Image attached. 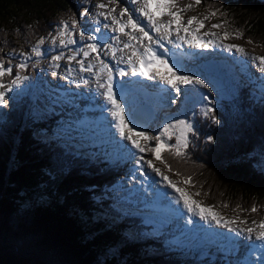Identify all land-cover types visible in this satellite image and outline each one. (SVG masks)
I'll return each instance as SVG.
<instances>
[{
	"label": "trees",
	"instance_id": "trees-1",
	"mask_svg": "<svg viewBox=\"0 0 264 264\" xmlns=\"http://www.w3.org/2000/svg\"><path fill=\"white\" fill-rule=\"evenodd\" d=\"M77 1L0 0V58L13 67L5 76L10 80L3 78L6 84L18 63L28 65L21 75L31 79L36 74L35 56L25 60L20 53L31 52L36 39L45 41L60 24L55 21L59 14L70 24L72 18L77 20ZM198 6L211 16L216 11L213 17L223 33H242L238 45L264 49V0H202ZM237 90L238 97L211 106L218 124L195 106L188 118L196 134H189L185 154L177 157L165 151L167 163L157 162L183 180L191 177L187 185L194 194L200 193L195 196L202 205L250 217L264 209V171L253 166L264 159V98L246 97L242 84ZM31 111L27 95H17L16 100L8 96L7 106H0V264H196V254L181 262L183 248L167 251L157 237L139 245L127 240L123 231L141 236L145 226L125 215L119 217L126 226L107 219L116 214L108 189L127 170V162L110 164L100 151L76 154L59 140L37 139L33 130L51 135L60 118L46 113V119L35 120ZM172 139L168 143H174ZM253 206L256 211H251ZM113 244L122 246L107 255ZM197 264L231 262L212 255Z\"/></svg>",
	"mask_w": 264,
	"mask_h": 264
},
{
	"label": "rangeland",
	"instance_id": "rangeland-1",
	"mask_svg": "<svg viewBox=\"0 0 264 264\" xmlns=\"http://www.w3.org/2000/svg\"><path fill=\"white\" fill-rule=\"evenodd\" d=\"M105 4H108V0H103ZM98 3V0H89L86 3H83V0L77 1L75 3V6L77 8V25L73 26L72 24H69V34L74 37L78 42L77 44H68L67 46H62L60 45V39H65L67 40L69 37H61L58 35V33L62 29L61 24H57L54 29L49 33L48 38L45 40L44 44L41 46L43 55L41 57H34L32 60L37 61L39 60V63H36V74L32 76L31 79L24 81L23 84L19 85L18 87L14 88L12 92L8 93V96H10L12 99L16 100V96H24L27 95L31 98L32 102V111L30 113L31 116L35 118V120L44 118V114L46 113H51L52 116H58L60 118V124L58 126H55L53 128V133L51 135H47L45 131L42 129L41 131L38 130H33V133L37 139L41 140H59L64 144L66 147L70 148L72 152L76 154H85L86 152H91L92 154H96V151H100V156L104 158V160H107L110 164L114 163H127V170L122 171L121 173L118 174L117 176V182L113 184L108 190L112 196L111 198V203L112 206L116 208V214L112 213V216L107 215L108 222L110 224H119V225H125L126 224L123 221H120V215H125V217L129 218H135L134 213H132V207H134L131 203L133 202L132 200H129L126 198V196L131 195L133 187H136L137 185H143L144 182V188L147 191V193H135L136 196L140 197H145L143 194H150L149 196H152L154 193L147 188L148 186L145 184L146 180L148 185L156 184L157 180L154 175H150L153 171L152 169L148 166L147 161L151 160L153 162V165L155 167H158L162 172L165 171L168 173L167 168L162 166L157 162V158L153 155L152 152L150 151H145L144 153H141L139 151H135L133 148L130 149L132 150L133 153H135V156L139 157L140 155L144 156V161L139 162L137 164L138 159H132L133 156L129 155L126 153V150L124 148H129L130 142L123 140L119 135V139H112L111 142H109L111 139L106 140L105 138L103 139H92V135L89 134L91 132L90 128L86 127V120H85V111H88V109L85 107L86 104L96 101V103H99V99H103L102 95H100L98 98H94L93 94L95 92H99L100 89H96L92 91L91 85H86L82 81L84 79H88L89 82H99V83H105V79L108 76L107 70L101 71V64H100V59H103L105 63L110 65L112 69L116 68V63H125L127 61L128 56L132 53V49L128 48L129 50L127 52H122L124 48V44L128 43V36L124 35L123 40H116L113 41L112 39H105L106 44L113 45V48L116 49L115 53V58L112 56V48H101L98 51L100 52V57L98 58L96 53L90 54L89 57L85 58L83 57V51L87 50L86 48L83 47L84 42L80 40L79 33L80 31H84L86 36L87 35H96L98 34L101 35L100 33H96L94 31L96 25V21H100V27L102 30V26L104 23L111 24V20L105 21L103 17H100L97 15V13L101 11H107L108 9H100L96 5ZM191 6L188 8L187 11L183 12L182 16V23L187 24L188 18L192 16H196L198 20H203L204 21V28L200 30L201 35H206L208 37V40L211 41L212 39L217 40H223L225 42H233V43H239L240 35H237V32H232L229 37L224 38L223 36V31L222 28H212L213 24H219L218 22L215 23V18L211 16V14L204 12L199 8V6L195 3V1H186V0H177V3L175 4L174 7L169 8V11H176L177 9H185L188 6ZM109 7H115L116 11L114 15L119 17V12L121 7L127 6L130 9L135 7L139 8L141 7V4L137 3L133 5L131 3V0H119V3L116 5H108ZM88 9L87 12H85V9ZM152 12L157 13L158 9L156 5L152 6ZM168 17V18H167ZM207 17V19H205ZM62 19V14H59L56 17L55 21H61ZM123 19H127V15L123 17ZM172 17L166 15V20H160L162 23H166L167 20H171ZM146 22V21H145ZM175 25H173L174 28ZM193 28L197 27V25L194 23L192 25ZM109 29V35H112L111 33V28ZM132 30L129 28L128 32H131ZM155 32V31H152ZM215 33L216 35L213 37L211 33ZM156 33V32H155ZM139 34V35H138ZM117 35V34H116ZM137 36H140L139 32H136ZM151 35V34H149ZM164 34L163 33H158L156 36L162 37ZM180 35H185L183 31H181ZM152 36V35H151ZM155 36V37H156ZM177 34L175 31L172 32V35L170 39L173 41V43H177L179 40L176 39ZM205 38V37H202ZM188 39H191V36H188ZM40 39H36L35 43L38 42ZM112 40V41H111ZM55 41V43H53ZM91 42V41H88ZM138 44V46H141L142 43L148 42L147 38H144L142 41H132ZM183 42V41H181ZM186 45V42H184ZM35 45V44H34ZM33 45V46H34ZM238 45V44H237ZM241 46H243L246 50L247 53H249V56L247 57V60L249 61L250 64H247V69L250 71L252 69V76L247 73L245 70V65H246V60L244 58L242 59H237L234 58L236 56H240V53L233 51V56L229 55L230 52H228L225 49V53H223L221 50H223L222 47H220V54H223V59L222 62L217 68L214 73L211 70H206L202 66L198 65L194 68L199 67L200 69L205 70L208 73L211 74H199L198 72H194L189 69H185L190 75H199L201 79H204L206 83L209 84V88L212 89V91L209 93L207 89H203L200 86H196V90L193 91L191 86H184V88L188 89L190 94V101L191 103H186L183 105H180L179 103H173L172 108L170 110L165 109L164 112V120H154V117L151 118L149 125L153 121L159 122V126L154 129H141V131H147L151 133L153 136L157 135V129L162 128L164 123H169L173 119H188L190 120V114L193 111V108L195 106H199L202 108V104L207 103L209 107L214 106L216 103H221L224 101H231V98H236L239 96V92L237 90V85L242 84L244 86V90L246 94V97H251L252 99H259L261 96H264V91H262V88H264V84H261L258 82L260 80L261 76H259L257 69L260 70L259 68V61L253 63L250 59L251 56H255L253 52L256 54L260 52V55L264 56V49L259 48V47H254L250 46L248 43H243ZM117 50H120L121 55L117 53ZM65 51L69 52L67 56H62V59L60 61H53L52 57L59 55L61 53H64ZM73 51H77L78 54L76 56V59L69 62L67 57L73 54ZM209 53L208 50L205 52H202V55H205ZM105 57V58H104ZM44 61V63L41 62ZM83 60L85 63V66L88 64H91L93 66L92 71H81L80 66L78 61ZM125 60V61H121ZM258 63V66L255 64ZM59 64V67H56V65ZM187 63H183V67L186 66ZM235 65L238 66L239 70H235ZM251 65V68H250ZM182 67V69H184ZM223 67H226L225 69ZM228 68V69H227ZM57 72L55 76L52 75L53 72ZM42 72V73H41ZM260 72V71H259ZM44 73V75H43ZM65 77H68L65 79ZM5 81H9L10 79L5 77ZM92 80V81H91ZM35 81H38L39 84H34ZM64 82V83H63ZM6 84V83H5ZM80 85V86H79ZM49 86V89H48ZM56 86H61L63 89H68V93L66 96H70V94H74L75 100H71L73 102H70L67 99L62 98V94L59 95V99L61 100L62 103H54L51 102L52 97H54L52 93V89H56ZM89 88H86V87ZM67 87V88H66ZM74 87V88H72ZM47 88V89H46ZM83 88V89H81ZM202 89V90H200ZM90 91L89 93L86 94L85 91ZM204 91V92H203ZM198 92V93H197ZM100 93H102L100 91ZM99 93V94H100ZM193 93L195 96H193ZM197 93V94H196ZM77 94V95H76ZM208 96L209 100L214 102V103H209V102H198L200 101V96ZM73 97V96H72ZM71 97V99H72ZM102 97V98H100ZM92 99V100H91ZM95 99V100H93ZM99 100V101H98ZM260 100V99H259ZM78 101V102H77ZM131 102V100H129ZM176 101V100H175ZM23 101H20V104H22ZM70 102V105H68ZM68 103V104H65ZM152 104V103H151ZM167 104L168 101H167ZM67 108H70L72 111H68ZM74 112V110H76ZM153 109V107L151 108ZM152 111V110H151ZM160 113V112H159ZM162 115V113H160ZM80 115H85V116H80ZM167 115V117H166ZM75 116H80V122L83 121V124H79V122L76 121L77 117ZM32 117V118H33ZM74 117V118H72ZM89 117V116H88ZM95 117H92V121H95ZM166 117V119H165ZM190 119H189V118ZM46 119V118H44ZM68 125H71L73 129H77L78 125V130H74L71 135L76 137L74 140L68 138V133L64 132L63 129L66 128ZM94 126V125H93ZM94 129L102 133L99 128ZM81 132L85 133L87 132V135L83 138H80L78 141L79 134ZM92 133V132H91ZM178 134V132H177ZM78 135V137H77ZM91 135V136H90ZM112 136V134H109ZM99 138V137H96ZM143 146L145 148L149 147H154L155 141L154 140H149L145 141L143 138ZM111 145H109V143ZM117 143L118 146H115L113 143ZM172 142L175 143V136L172 139ZM94 146L93 150H88L90 146ZM122 151V154H121ZM126 156L123 158L122 155ZM88 155V154H87ZM139 155V156H138ZM122 158V159H121ZM155 173V172H153ZM156 174V173H155ZM170 174V173H169ZM157 175V174H156ZM158 178L161 179L159 175H157ZM172 178L174 182H176L177 187L184 189L186 192H188L193 199L198 200L199 199L195 196V194L190 191L189 186L187 183H185V180L174 176L173 174H170L168 178ZM152 182H150V181ZM163 181V182H162ZM134 184H133V183ZM161 182L164 183L166 181L161 179ZM132 185V186H131ZM192 192V193H191ZM134 194V193H133ZM96 199V198H95ZM101 198L97 197V200H100ZM128 199V200H127ZM216 211V210H215ZM139 212H142L140 210ZM222 216L228 217V218H237L236 223L233 225L234 227L238 228H248V227H253L259 230L258 225L259 222L264 220V209H263V214H259L258 212H255L253 215L250 217H245L241 216L239 213L230 215L227 211L224 210H217ZM118 213V214H117ZM103 215H106L104 212L102 213ZM100 215V214H99ZM141 217H145V215L140 214ZM120 216V217H119ZM119 219V220H118ZM91 222L95 220V218H90ZM148 220H151L150 218ZM155 220V219H154ZM173 220L169 215H166L165 219H161L160 222L161 226L164 227L163 230H161V226H158L156 224H153L151 222H148L147 220L143 221L140 220L141 223L140 225L142 226H149V229H145L144 231H141L140 234L141 236H130V234L126 231H123L125 233V237L127 240H131L132 243L136 244H144L146 242V238H151V237H157L159 240L166 246L167 251H176V249H182L183 248V253L184 257L181 255L178 258H181V262H184V260H190L192 258V255L197 254L196 257L193 259L194 263H198L200 260H204L205 256L208 258H211L212 255L209 256V254L205 251H212L213 253H218L219 256L222 257H227L229 258L232 262L235 261L236 259H239L238 257H243L244 255H239L240 253H244L246 251L247 243L248 240H246L243 237H238L235 233H231L228 229L224 228L222 225H217L213 226L212 224L214 222H205L202 221L201 219H198L197 223L200 225V232H202V236L200 239H195V242H193V239L187 238L185 236H180V230L183 229V222H177V221H171ZM241 220L246 221V223L241 224ZM171 221L172 228L168 227L169 222ZM256 221L257 223L254 225L252 222ZM219 231V232H218ZM199 232V233H200ZM253 237H255V232L252 234ZM212 238L214 240H212ZM218 239V240H217ZM227 240L229 242H227ZM237 241H241L240 243ZM220 245H223L224 247L222 248ZM122 244L115 245L113 244L111 249L107 251V255L110 254L112 255V251H116L119 247H121ZM171 247V249H169ZM176 247V248H175ZM240 247H243V252L240 250ZM235 248L236 251H232V249ZM187 249L190 250V253H187ZM197 249L199 252H197ZM261 253V252H260ZM158 253L155 254H149V255H157ZM258 259L255 260L254 262H249V264H260V258L261 254L257 253ZM145 256L148 255L146 252L144 254ZM229 255V256H228ZM149 257V256H148Z\"/></svg>",
	"mask_w": 264,
	"mask_h": 264
},
{
	"label": "snow or ice",
	"instance_id": "snow-or-ice-1",
	"mask_svg": "<svg viewBox=\"0 0 264 264\" xmlns=\"http://www.w3.org/2000/svg\"><path fill=\"white\" fill-rule=\"evenodd\" d=\"M202 0H195V3L199 5ZM119 3V0H108V4H105L103 0H98L97 7L100 9L107 8L108 10L101 11L97 13L98 16L103 17L105 21L111 20V24L104 23L103 28L108 29L111 28L112 35L108 33H103L99 37L96 35H87L84 31H80L79 36L80 40L84 42L83 47L87 50L83 51V57L87 58L92 53H96L97 57H100L99 49L103 48H112V56L115 58L116 49L112 47L110 44H104L103 41L105 39L118 40L119 36L116 34H124L128 36V43L124 44V48H131L132 54L128 56L126 63L131 66V74L132 76H143L147 77L150 80H156L159 78L160 81H163L166 85L169 86V90H174V94L179 96L182 92L188 91V89L183 88L181 86H191L192 90H196V86H200L203 89H207L210 93L212 91L209 88V84L205 82L204 79H201L199 75H186L182 74L183 69L180 64L176 61L169 62L170 58H166L168 53V49H164L163 53H158L154 47L152 46L153 37L149 35L150 31H155L156 33H163V39H169V43H173L170 39L172 32L175 31L177 34L176 39L179 41L186 42L194 48L205 49L209 47V44L215 45L217 41L215 39L204 42L201 37L200 30L204 28V21L198 20L196 16H192L188 18L187 24L182 23V14L187 11L191 6L189 5L185 9H177L176 11H169L168 9L174 7L177 3V0H131L133 5L139 3L141 7L139 8H129L127 6L121 7L119 12V17L114 15L116 9L115 7H109L108 5H116ZM156 5L158 12H152V6ZM88 9H85L87 12ZM127 15V19H123V17ZM168 15L172 17L171 20L166 23H162L158 16ZM212 15H216V11L212 12ZM207 19V17H205ZM146 21V22H145ZM73 25H77V20L75 18L71 19ZM196 24L197 27L193 28L192 25ZM62 25L61 31L58 33L59 36L65 37L68 36L67 40L60 39V45L67 46L68 44H77V40L69 34V24L68 21H60ZM96 27L94 31L96 33H100V21H96ZM175 25V28H173ZM222 24H213L212 28H219ZM131 29V32H126V29ZM181 31L185 33V35H180ZM136 32H139L140 36L136 35ZM211 35L214 37L216 34L213 32ZM230 35L228 31L223 33L224 38H227ZM237 35H242V33L237 32ZM188 36H191V39H188ZM144 38H147L149 43L143 47L141 51L138 47V44H133L132 41H142ZM91 41V42H88ZM44 38L41 37L40 40L31 48V52H23L20 53L24 57L25 60L29 59L32 55L35 57H41L44 53L42 51L41 46L44 44ZM251 42V41H250ZM55 43V41H53ZM160 48H164V45L161 43V39H157L155 41ZM220 45L222 48L226 49L228 52H238L244 57H248L249 53L246 52L245 48L241 45L231 44V43H223L220 41ZM78 52L73 51V54L68 56L67 59L69 62L76 59ZM63 53L53 56V61H60L62 59ZM251 61L253 63L259 61V68L261 73H264V56H251ZM39 63V60L36 61ZM81 71H92L93 66L88 64L85 66L83 60L78 61ZM101 71L107 70V82L99 83L98 89H105L103 93H100L105 98V111L109 112L111 117H114V127L115 130L118 131L119 136L125 140L130 142L133 149L138 150L139 152L150 151L153 155L160 160L162 163H167L164 160L162 155L165 151L173 152L177 157L184 155L185 149L189 147V134L195 135L196 129L194 124L188 119H173L169 123H164L162 128L157 129V135L153 136L151 133L147 131H141L139 128L140 125H137L133 120L132 114L128 113L126 116L125 105L121 103V99L117 98V95H121L123 97V91L120 93L114 92L113 90V76H112V67L105 63L103 59H100ZM36 65H33L35 67ZM27 63L21 62L15 65L17 72L13 79L7 84H5L3 78L6 75H11L13 72V67L11 63L8 62L7 66L3 58H0V106H7L8 104V93L12 92L14 88L23 84L24 81L30 79L27 75H21L20 70L27 68ZM59 67V64L56 65ZM161 69H166L163 71ZM121 74H124V69H119ZM154 72V74H153ZM57 73L53 72L52 75L55 76ZM68 77H65L67 79ZM84 84H88L89 80L84 79L82 81ZM264 91V88H262ZM209 102L214 103L209 100L208 96H204L201 94L200 101L198 102ZM171 103H176L175 100H172ZM110 105V107H108ZM202 115L204 117H210L211 122L213 124H218L219 119L216 116V109L214 107H209L207 103L202 104L201 108ZM131 122V126H130ZM81 121L79 124H83ZM111 124V121H110ZM79 127V125H78ZM71 125H68L63 129L64 132L68 133V138L74 140L76 137L72 136L71 133L74 130ZM178 132V134H177ZM175 136V143H168ZM143 138L145 141L154 140V147L145 148L141 143L140 139ZM209 141L213 138L211 136L207 137ZM246 160L252 162L253 158L246 157ZM140 160H143L141 156L139 160H137V164H139ZM148 166L155 172L157 175L162 177L164 181L167 182L169 186H171L177 193L180 194V199L183 200V207L187 210V212L193 214L194 216H199L202 221L205 222H214L217 225H222L224 228L228 229L231 233H235L238 237H243L246 240L253 239V232H255L254 239L259 241L260 244L255 246L254 250L261 252L260 264H264V220L259 222L257 230L253 227L248 228H238L233 225L236 223L237 218H228L222 216L219 212L214 210L213 205H202L201 201L195 200L192 196L186 192L184 189L177 187L176 182L169 179L159 168L153 165L151 160L147 161ZM259 165L262 170H264V159L255 160L253 166ZM171 170V166L169 165ZM185 183H192L191 177H188L185 180ZM197 192L195 195H199ZM239 207V206H237ZM256 207L253 206L251 211H256ZM188 223H193L191 218L187 221ZM246 223V221L241 220V224ZM254 225L257 223L256 221L252 222ZM232 251H236L235 248ZM251 254V253H249Z\"/></svg>",
	"mask_w": 264,
	"mask_h": 264
},
{
	"label": "bare ground",
	"instance_id": "bare-ground-1",
	"mask_svg": "<svg viewBox=\"0 0 264 264\" xmlns=\"http://www.w3.org/2000/svg\"><path fill=\"white\" fill-rule=\"evenodd\" d=\"M175 11V10H174ZM168 18V17H167ZM158 19L159 20H166V15H164V16H158ZM110 21V20H109ZM168 21V20H167ZM174 28H175V26H174ZM102 32H101V34H103V33H108V30L107 29H105V28H103V26H102V30H101ZM126 32H128V29H126L125 30ZM149 34H151L152 35V37L153 38H155V36L158 34V33H155V32H152V31H150L149 32ZM139 35V34H138ZM118 36H119V39L120 40H123L124 39V37H122V36H124V34H119L118 33ZM207 37V36H206ZM208 38V37H207ZM213 40V39H212ZM220 41H223L222 39L221 40H217V44H215V46H216V51H220V47H221V45H220ZM224 43H231V44H237V43H233V42H225V41H223ZM103 43L104 44H106V41H103ZM133 44H136L135 42H132ZM143 44V43H142ZM112 47H113V45H112ZM129 49L128 48H126V49H123V51L122 52H127ZM207 49H202V50H198V51H196L195 53H197L198 54V57H199V59H200V61H202L203 63H204V65H205V67H207V68H211L213 71H216L217 70V68H219V66H220V64H221V62H222V59H223V54L221 53L220 55H218V54H212V53H207V54H205V55H202V52H205ZM117 53L119 54V55H121L122 53H120V50H117ZM69 54V52H67V51H65L64 53H63V55L64 56H67ZM180 54V56H178V59H183L184 61H186L188 64H193L192 62H193V59L191 58V56L193 55V53L191 52V53H179ZM176 55H178V54H176ZM229 55H231V56H233L234 57V55H233V53L232 52H230L229 53ZM105 58V57H104ZM234 58H237V59H242V58H244L245 60H246V65H245V70L247 71V73H249V75H251L252 76V69L249 71L247 68V64H250L249 63V61L247 60V57H244V56H242V55H240V56H236V57H234ZM121 61H125V60H121ZM172 61H170V63H171ZM190 64V65H191ZM216 64H218V66H216ZM120 64L119 63H116V66L118 67ZM224 69L226 68V67H223ZM250 68H251V65H250ZM228 69V68H227ZM161 70H163V71H166V69H161ZM235 70L236 71H238L239 70V68H238V66H236L235 65ZM125 71V70H124ZM56 72V71H55ZM197 72L199 73V74H201V76H202V74H206V72H204V71H201V70H199V69H197ZM57 73V72H56ZM182 74H188V75H190L185 69L182 71ZM263 77H264V75H263ZM143 80H145V81H147L148 80V78H144ZM92 81V80H91ZM124 83H128V80L125 78L124 80ZM261 84H264V81L263 82H261V81H259ZM64 83V82H63ZM89 85H91V87L92 88H94V89H92V91H94V90H96V89H98V82H89L88 83ZM88 84H86V85H88ZM80 86V85H79ZM151 87V86H150ZM181 87H183L184 88V86H181ZM72 88H74V87H72ZM86 88H89L88 86L86 87ZM47 89V88H46ZM81 89H83V88H81ZM136 89L139 91V93H140V95L143 97V98H140V99H138L140 102H144L145 103V101L147 100V101H152V103H153V109H152V114H151V112H147V110L145 109V110H140L139 112L140 113H142L143 115H147V113L148 114H151L152 115V118L154 117V120L156 119V120H164L163 118H164V112H165V109L164 108H166L167 110H170L172 107H171V104H170V99H168L167 98V91L166 90H164L163 89V87L162 86H160L158 89H157V91L156 92H154V91H152V90H150V89H148L147 87H136ZM200 90H202V89H200ZM85 91V90H84ZM100 91L102 92V89H100ZM100 91L99 92H95L94 94H93V96H94V98H98L99 96H100ZM86 92V94L87 93H89L90 91H85ZM204 92V91H203ZM198 93V92H197ZM196 93V94H197ZM90 94V93H89ZM162 95V97L163 98H159V96L158 95ZM77 95V94H76ZM88 95V94H87ZM175 95V94H174ZM264 95V94H263ZM70 96L72 97V93L70 94ZM62 98L63 99H67V100H69L70 102H73V101H71V100H75V97L74 98H70V97H67L65 94H62ZM100 98H102V97H100ZM165 98V99H164ZM175 99H179L178 98V96L177 95H175V97H174ZM52 100H54V101H57V102H61V100L59 99V95H54V97H52ZM92 100V99H91ZM93 100H95V99H93ZM99 100H102V99H99ZM98 100V101H99ZM167 101H168V103L169 104H167ZM70 102H69V105H70ZM78 102V101H77ZM130 102V101H129ZM92 103H96V101H92ZM161 103H164L163 104V106L162 107H160L159 108V105H161ZM139 112H137V114L139 113ZM162 113V115L160 114V113ZM166 117H167V115H166ZM166 117H165V119H166ZM80 117H77V119H76V121L77 122H80ZM85 120H86V127H88V128H90V130H91V132H89V134H91L90 136L91 137H93V136H95V137H99V138H105L106 140H108V139H111V138H113V139H119V137L118 136H116V134L112 131V132H106V133H103V134H96L93 130H92V127H93V125H94V122H92L91 121V118L90 117H88L87 115L85 116ZM106 126H107V128L109 127V124L107 123L106 124ZM159 126V122H157V121H153L150 125H149V123H148V125L147 126H142L141 125V127L139 128V130H141V129H145V130H147V129H151V128H154V129H156L157 127ZM112 134V136H110L109 134ZM83 135H87V132H85V133H83V132H81V134H79V139L80 138H83L84 139V137L85 136H83ZM140 139V143L141 144H143V140L141 139V138H139ZM112 141V139L109 141V142H111ZM108 142V143H109ZM115 146H118L117 145V143H113ZM109 145H111V143H109ZM129 145V148H124L125 150H126V153L127 154H129V155H131V156H133L132 157V159H138L139 160V158L142 156V155H138L139 157H137V156H135V153H133L132 152V150H130V149H132V146H131V144H128ZM135 150V149H134ZM136 151V150H135ZM141 153H144V152H141ZM145 154V153H144ZM123 156V158L126 156V154L124 155H122ZM143 158H144V156H142ZM142 161H144V159L142 160ZM141 160H140V164H141V162H142ZM127 163H128V161H127ZM158 168V167H157ZM163 173L168 177L170 174L169 173H167V172H165V171H163ZM150 175H154L155 176V178H156V180H157V182H156V184H152V185H148V183H147V181L148 180H146V185L148 186L147 188H149L151 191H152V193H155V192H157V191H159V190H165L167 193H168V196H169V202L166 204V206H167V208L170 210V211H173V210H177V209H179V207L178 208H173V207H171V205H175V202H174V200H172L171 198H172V193H173V191H172V189L169 187V186H167V185H165L164 183H162L161 182V179L160 178H158V176L155 174V173H151ZM169 179H171L172 181H174L172 178H170L169 177ZM150 181V180H149ZM150 182H152V181H150ZM133 183V182H132ZM134 184V183H133ZM132 186V185H131ZM178 186V185H177ZM145 186H144V182H143V185L141 186L140 184L139 185H137L136 187H133V190H132V194L131 195H128V196H126V198H128L129 200H133V201H136L137 200V197H136V195H135V193H142V192H144V193H147V191L145 190V188H144ZM134 193V194H133ZM151 194V193H150ZM150 194H143L144 196H149ZM180 195V194H179ZM127 199V200H128ZM134 207H138V208H140L139 206H137L136 204H132ZM133 213H137V214H143V215H145V217H146V219L148 220L149 218L152 220V219H155V220H157V221H159V220H161V219H165L166 218V215H168V214H166L167 212L165 211V210H163L162 212H160V213H157V212H154L153 210H149V211H145V210H142V212H135V211H132ZM196 219L198 220V219H200L199 217H196ZM185 220V219H184ZM171 221H174V220H171ZM171 221L169 222V225H168V227H170V228H172V226L173 225H171ZM178 222V221H177ZM219 232V231H218ZM180 236H183L181 233H180ZM212 240H214L213 238H212ZM240 243L241 241H237V243ZM248 242H251V240L249 241L248 240ZM243 247H240V250H242V252H243ZM255 249V247H252V246H250L249 247V249L247 250L246 249V251H244V253H240V251H239V255L241 256V255H245V254H248V255H250L249 253H254L255 251H257V250H254ZM208 253V252H207ZM209 254V256L210 255H217V256H219L218 255V253H213L212 251L211 252H209L208 253ZM257 255V254H256ZM255 259H257V256H256V258H254V259H251V260H249L248 261V263L247 264H249V262H254L255 261Z\"/></svg>",
	"mask_w": 264,
	"mask_h": 264
},
{
	"label": "water",
	"instance_id": "water-1",
	"mask_svg": "<svg viewBox=\"0 0 264 264\" xmlns=\"http://www.w3.org/2000/svg\"><path fill=\"white\" fill-rule=\"evenodd\" d=\"M147 110L148 111V109L146 108V107H143V108H141V110ZM149 112V111H148ZM151 118H152V115L151 114H148V116H147V118L142 122V126H147L148 125V123L150 122V120H151ZM262 171H264V170H262ZM264 173V172H263Z\"/></svg>",
	"mask_w": 264,
	"mask_h": 264
}]
</instances>
